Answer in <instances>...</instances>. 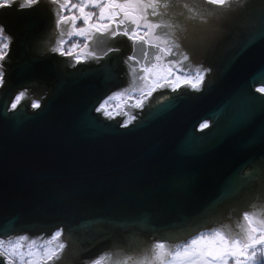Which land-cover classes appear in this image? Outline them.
<instances>
[{"label":"water","instance_id":"obj_1","mask_svg":"<svg viewBox=\"0 0 264 264\" xmlns=\"http://www.w3.org/2000/svg\"><path fill=\"white\" fill-rule=\"evenodd\" d=\"M22 3L0 10L11 36L5 59L13 62L0 88L5 238L62 226L61 264L99 257L117 264L129 256L136 264L134 241L188 239L218 225L235 228L243 211L264 212V94L255 90L264 84V0H233L212 22L205 47L197 36L184 39L196 59L216 53L212 83L192 96H158L126 129L94 110L116 84L115 66L68 70L67 59L52 55L60 38L55 7L40 0L21 10ZM21 90L17 110L7 111ZM101 218L110 222L97 223Z\"/></svg>","mask_w":264,"mask_h":264},{"label":"snow or ice","instance_id":"obj_2","mask_svg":"<svg viewBox=\"0 0 264 264\" xmlns=\"http://www.w3.org/2000/svg\"><path fill=\"white\" fill-rule=\"evenodd\" d=\"M40 0H24L21 10L34 8ZM55 6L53 16L60 38L52 48L53 53L71 57L75 64L89 58L100 60L109 53L118 51L110 41L118 36L126 37L132 43L133 51L127 57L132 72V86L105 97L95 107L97 113L112 118L113 112L106 105L113 98L127 97L135 108H143L146 100L158 90L176 92L182 86L200 91L205 80V70L193 68L190 57L181 50L180 41L197 36L199 47H205L214 35L211 24L223 18L232 10L233 0H199L191 7L182 5L187 13L177 11L180 6L172 0H51ZM13 6V0H0V10ZM171 16L170 23L161 17ZM191 30V31H190ZM75 41L66 50L69 39ZM95 47H91V45ZM11 50V36L0 24V88L5 85L3 61ZM100 71L110 76L111 70L104 66ZM264 94V84L255 88ZM26 90L19 91L8 103L6 110L15 112ZM139 92V96L133 95ZM159 99L163 100L164 97ZM161 104L156 112H162L171 105ZM39 108V103L32 105ZM130 119H135L134 116ZM120 127H128L124 122ZM202 123L201 128L207 127ZM264 166V164H262ZM252 177L241 176L240 183H247ZM103 224L107 218L96 221ZM143 227H149L145 218ZM63 227H58L46 240L37 242L27 233L9 234L6 238L0 232V264H61L66 243L60 238ZM70 238V237H69ZM132 249L139 257L136 264H264V212L243 211L235 228L218 225L200 230L188 239L172 238L158 240L148 245L134 241ZM123 252L124 250H118ZM132 260L117 264H128ZM86 264H101L99 259Z\"/></svg>","mask_w":264,"mask_h":264},{"label":"flooded vegetation","instance_id":"obj_3","mask_svg":"<svg viewBox=\"0 0 264 264\" xmlns=\"http://www.w3.org/2000/svg\"><path fill=\"white\" fill-rule=\"evenodd\" d=\"M46 3L51 5L52 7H55L52 3L51 0H45ZM73 2H76V0H73ZM173 3L176 5L180 6L176 10L180 11L182 8V5L187 3L189 7H191L193 4H196L199 2V0H172ZM183 9V8H182ZM187 10V9H185ZM184 11V10H181ZM75 41V38L69 39L68 43L64 45L65 49L67 50L69 46ZM111 45L118 49V51H114L112 53H109L107 56L102 57L100 60H94L92 58H89L88 60L75 64L72 62L71 57H62L59 55V53H52V55L58 59H67L69 63L68 70H75L82 68L83 70H87L90 68H95V67H100L102 65H114L115 66V72L117 75V81L116 84L112 90V92L109 94L111 95L112 93L116 91H120L126 88H130L132 86V72L130 70V65L127 63V57L132 53L133 48H132V43L129 41L126 37L123 36H118L115 38V40L110 41ZM181 44V50L183 51H189L190 54L188 55L190 57V61L186 63H190L193 68L195 67H200L202 70H205V80L203 83V88L200 91H193L191 90L188 86H182L179 90L176 92H169V90L164 89V90H158L157 92L153 93L152 97L148 100L143 105V108H135L132 106L131 102L128 101L127 97H119V98H113L112 100L109 101V104L106 105V109L108 111L113 112V117L110 118L111 121L118 123V125L127 122L128 127H132L135 125L138 121H140L149 111L152 103L155 101V99L158 96L169 94L173 95L174 97H179V96H192L196 94H200L204 88L209 84L212 83V80L214 79V73L213 69L217 64L216 60V53H213L211 56L208 55L206 58L203 60L196 59V54L192 53V48L189 46V44L183 42V40L180 41ZM91 47H95V45H91ZM218 52V51H217ZM13 62L7 61L6 59L3 61V68H6L8 66H12ZM133 95L139 96V92L134 93ZM102 116V118H106L103 116L101 113H98ZM134 116L135 119H130V117ZM207 127L210 125L207 123ZM120 127V126H119ZM205 127V128H207ZM122 129H126L125 127H120ZM205 128H201L200 130H204ZM55 231V230H54ZM54 231L49 232V233H36V234H28L30 238H37V242L39 243L40 240H46L48 239ZM64 231V230H63ZM62 239V238H60ZM67 246V244H66ZM101 261V264H106L105 258L104 257H99L98 258Z\"/></svg>","mask_w":264,"mask_h":264}]
</instances>
